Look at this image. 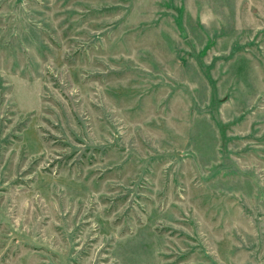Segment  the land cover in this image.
<instances>
[{
	"label": "rangeland",
	"instance_id": "rangeland-1",
	"mask_svg": "<svg viewBox=\"0 0 264 264\" xmlns=\"http://www.w3.org/2000/svg\"><path fill=\"white\" fill-rule=\"evenodd\" d=\"M0 264H264V0H0Z\"/></svg>",
	"mask_w": 264,
	"mask_h": 264
}]
</instances>
